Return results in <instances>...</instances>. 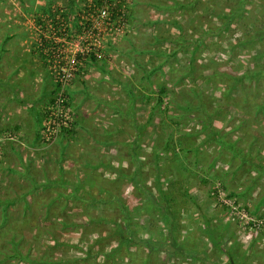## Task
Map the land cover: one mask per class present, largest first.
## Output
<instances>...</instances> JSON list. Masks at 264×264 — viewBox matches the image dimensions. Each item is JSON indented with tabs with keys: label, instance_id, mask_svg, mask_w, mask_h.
I'll use <instances>...</instances> for the list:
<instances>
[{
	"label": "rangeland",
	"instance_id": "374dc122",
	"mask_svg": "<svg viewBox=\"0 0 264 264\" xmlns=\"http://www.w3.org/2000/svg\"><path fill=\"white\" fill-rule=\"evenodd\" d=\"M95 1L0 0V44L16 34V44L30 47L51 80L41 121L59 85L38 53L39 38L50 46L51 31L77 33L80 21L92 22L93 33L103 36L101 56L90 54L63 86L72 128L48 142L40 133L43 143H66L76 109L93 112L89 100L104 108L88 96L75 106L71 86L87 91L91 80L95 97L120 99L124 130L116 147L107 141L87 149V165L74 147L67 149L76 154V194L64 236L74 238L75 264H200L194 257L203 254L204 264H227L214 240L237 258L249 257L247 264H264V73H258L264 71V0L245 6L239 0H107L124 13L125 26L114 38L92 8ZM113 71L121 88L101 84ZM90 115L98 125L102 116ZM83 170L98 178H84L92 172ZM171 221L172 236L187 249L182 258L162 247Z\"/></svg>",
	"mask_w": 264,
	"mask_h": 264
},
{
	"label": "crops",
	"instance_id": "0c3cea01",
	"mask_svg": "<svg viewBox=\"0 0 264 264\" xmlns=\"http://www.w3.org/2000/svg\"><path fill=\"white\" fill-rule=\"evenodd\" d=\"M8 35L0 44V131H14L17 138L0 144V264H75L74 238L64 236L69 223L73 224L69 214L74 212L76 194L72 183L76 154L67 149L74 147L77 159L82 158L80 163L87 165L86 158L92 154L87 149L106 146L107 141L116 147V135L121 138L124 130L121 102L116 96L110 100L105 93L104 99L92 95L88 90L96 91V85L91 80H86L87 91L71 86L75 106L88 96L108 109H98L89 100L95 110L85 114L76 109V128L67 135L66 143H60L62 139L43 143L40 111L50 100L51 80L42 61L32 59L30 47L16 44V34ZM110 74L107 81L100 79L101 84L121 88L114 71ZM90 113L102 116L97 117L98 125ZM111 134L114 140L108 138ZM82 172H92L84 178H98L93 175L95 170ZM64 246L63 254L60 249Z\"/></svg>",
	"mask_w": 264,
	"mask_h": 264
},
{
	"label": "built area",
	"instance_id": "2783aa9c",
	"mask_svg": "<svg viewBox=\"0 0 264 264\" xmlns=\"http://www.w3.org/2000/svg\"><path fill=\"white\" fill-rule=\"evenodd\" d=\"M91 4L97 14L110 26L107 30L109 38H114L122 33L125 26L124 13L114 1L99 0L98 3L95 1ZM88 20L90 19L88 18ZM79 24L80 30L74 34L51 31L50 46L44 44L46 37L42 35L39 38L40 47L38 51L46 57L49 68L54 72V79L59 85L54 101L44 111L41 136L46 142L51 141L73 126L72 109L63 92V86L80 73L84 61L90 54L96 57L102 54L103 36L99 35L100 30L93 33L92 26L90 27L92 22L80 21ZM0 136L7 140L15 137L9 131L0 132Z\"/></svg>",
	"mask_w": 264,
	"mask_h": 264
},
{
	"label": "trees",
	"instance_id": "16d2710c",
	"mask_svg": "<svg viewBox=\"0 0 264 264\" xmlns=\"http://www.w3.org/2000/svg\"><path fill=\"white\" fill-rule=\"evenodd\" d=\"M250 0H239V3H242V5L243 6H245V5H247V4H249L250 2H249ZM97 3L99 2V1H96ZM234 16L233 15V12L231 13V14H223V16H225V17H229V16ZM232 21V20H231ZM261 38H263V37H261ZM37 50H39V48L37 49ZM38 53L41 55L42 53L40 52V51H38ZM258 73H264V71L263 72H261V71H258ZM245 75H242V77H244ZM263 77H264V75H262ZM54 101V99H52L51 100V103ZM43 121H41V127H42V125H43V123H42ZM92 200H95V198L94 199H92ZM103 200V199H102ZM96 201V200H95ZM121 211H123V213H124V216L125 215H127L128 213H126L127 211H126V209H125V207H123L122 205H121ZM171 214L174 216V214H175V212L174 211H171ZM128 222H129V219H128ZM128 224V223H127ZM116 226H118V223H116ZM167 227H168V230H167V237H168V239H169V241L165 244V245H163L162 247H164L165 248V250H166V252L168 253V254H170V255H174V256H177V257H181L182 258V256H183V254H187V249L186 248H184L183 247V245L181 244V243H179L178 242V240L176 239V237H174V236H172L173 235V233H172V231L175 229V223L173 222V221H171V223H168V225H167ZM209 232L211 233V234H213V232L211 231V228L209 227ZM127 233H130L131 235L133 234V233H131L130 232V230H128V232ZM113 234H118V235H120L121 234V231H120V234L117 232V231H114L113 232ZM216 236V235H215ZM215 239V238H214ZM123 241V237H121V239L119 240V245L117 246V248L116 249H118L123 243H121ZM121 243V244H120ZM144 243H147V241L145 240L144 241ZM214 245H216V248L218 249V251H220L221 253H227V255H228V259H227V264H247V261H250L251 259L249 258V257H247L246 256V258L245 257H240V258H237V257H235V256H233L230 252H233L232 251V249H230V252L228 253V248H225V244L221 241V243L219 242V243H217V242H215V240L212 242ZM153 244H155V243H153ZM153 244H149V245H146V246H149V247H153V248H155V245H153ZM114 251H115V249H113V250H111L110 252H108V253H110V254H113L114 253ZM103 252V251H102ZM103 255L105 256L106 255V253H104L103 252ZM208 254H203L202 256H195L194 258H196V260H198L199 262H201L200 264H204V261L206 260L207 262L209 261L208 260ZM247 260V261H246ZM197 261V262H198Z\"/></svg>",
	"mask_w": 264,
	"mask_h": 264
}]
</instances>
